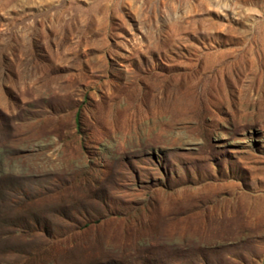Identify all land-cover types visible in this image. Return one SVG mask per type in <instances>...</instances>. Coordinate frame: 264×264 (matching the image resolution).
I'll use <instances>...</instances> for the list:
<instances>
[{
  "label": "rangeland",
  "instance_id": "374dc122",
  "mask_svg": "<svg viewBox=\"0 0 264 264\" xmlns=\"http://www.w3.org/2000/svg\"><path fill=\"white\" fill-rule=\"evenodd\" d=\"M0 264H264V0H0Z\"/></svg>",
  "mask_w": 264,
  "mask_h": 264
}]
</instances>
